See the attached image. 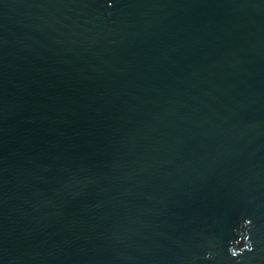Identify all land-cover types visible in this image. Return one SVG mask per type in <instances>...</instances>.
<instances>
[{
	"label": "water",
	"instance_id": "water-1",
	"mask_svg": "<svg viewBox=\"0 0 264 264\" xmlns=\"http://www.w3.org/2000/svg\"><path fill=\"white\" fill-rule=\"evenodd\" d=\"M0 264H264V0H0Z\"/></svg>",
	"mask_w": 264,
	"mask_h": 264
}]
</instances>
